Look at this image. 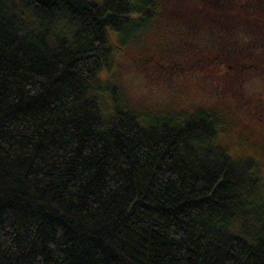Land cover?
<instances>
[{"label": "trees", "instance_id": "obj_1", "mask_svg": "<svg viewBox=\"0 0 264 264\" xmlns=\"http://www.w3.org/2000/svg\"><path fill=\"white\" fill-rule=\"evenodd\" d=\"M197 4L207 30L233 18L231 0ZM154 12L0 0V264H264L256 164L213 143L210 114L100 112L107 29L124 42Z\"/></svg>", "mask_w": 264, "mask_h": 264}, {"label": "rangeland", "instance_id": "obj_2", "mask_svg": "<svg viewBox=\"0 0 264 264\" xmlns=\"http://www.w3.org/2000/svg\"><path fill=\"white\" fill-rule=\"evenodd\" d=\"M151 1L155 12L144 31L124 42L115 31H106L109 64L91 84L101 114L132 111L146 123L151 117L208 113L216 125L213 143L232 159L251 158L264 193V125L259 120L264 109L258 112L256 106L264 94V74L233 66L240 52H251L247 63L262 47L264 23L255 15L264 0H231L233 8L226 13L233 18L227 21L225 15L208 30L195 20L205 14L197 0Z\"/></svg>", "mask_w": 264, "mask_h": 264}, {"label": "flooded vegetation", "instance_id": "obj_3", "mask_svg": "<svg viewBox=\"0 0 264 264\" xmlns=\"http://www.w3.org/2000/svg\"><path fill=\"white\" fill-rule=\"evenodd\" d=\"M255 16H256L255 18L256 20H258L261 23H264V8H261ZM248 52L245 51V52H240V54H238V56L236 57L235 64H233V66H235L234 68L237 67V69H262L263 71L260 73L261 75L264 74V42L262 44V47L260 46L259 49L256 51V53L250 55L249 61L246 63L244 61V58H248L245 57ZM256 106L258 112L264 109V94L260 95L257 98ZM259 120H262L264 125V119L259 118Z\"/></svg>", "mask_w": 264, "mask_h": 264}]
</instances>
